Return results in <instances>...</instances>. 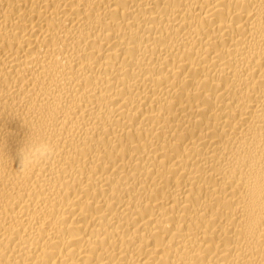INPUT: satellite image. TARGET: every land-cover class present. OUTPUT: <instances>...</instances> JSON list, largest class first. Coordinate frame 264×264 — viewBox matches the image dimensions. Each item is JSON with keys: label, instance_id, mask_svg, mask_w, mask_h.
<instances>
[{"label": "bare ground", "instance_id": "1", "mask_svg": "<svg viewBox=\"0 0 264 264\" xmlns=\"http://www.w3.org/2000/svg\"><path fill=\"white\" fill-rule=\"evenodd\" d=\"M0 264H264V0H0Z\"/></svg>", "mask_w": 264, "mask_h": 264}, {"label": "clouds", "instance_id": "2", "mask_svg": "<svg viewBox=\"0 0 264 264\" xmlns=\"http://www.w3.org/2000/svg\"><path fill=\"white\" fill-rule=\"evenodd\" d=\"M52 153L50 145L46 142H30L23 145L19 150L20 167L26 168L39 164L47 159Z\"/></svg>", "mask_w": 264, "mask_h": 264}]
</instances>
